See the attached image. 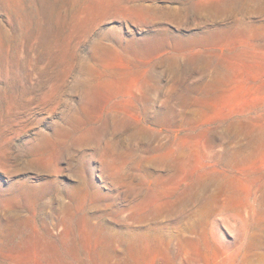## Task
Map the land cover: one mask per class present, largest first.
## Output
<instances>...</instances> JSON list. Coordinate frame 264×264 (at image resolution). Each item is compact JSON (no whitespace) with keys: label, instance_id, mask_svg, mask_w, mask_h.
<instances>
[{"label":"rangeland","instance_id":"1","mask_svg":"<svg viewBox=\"0 0 264 264\" xmlns=\"http://www.w3.org/2000/svg\"><path fill=\"white\" fill-rule=\"evenodd\" d=\"M0 264H264V0H0Z\"/></svg>","mask_w":264,"mask_h":264}]
</instances>
